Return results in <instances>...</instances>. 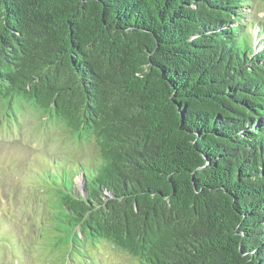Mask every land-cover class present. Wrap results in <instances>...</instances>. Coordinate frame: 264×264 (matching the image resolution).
<instances>
[{"label":"trees","instance_id":"trees-1","mask_svg":"<svg viewBox=\"0 0 264 264\" xmlns=\"http://www.w3.org/2000/svg\"><path fill=\"white\" fill-rule=\"evenodd\" d=\"M262 13L264 0H0V115L28 109L97 152L33 186L51 252L264 264Z\"/></svg>","mask_w":264,"mask_h":264},{"label":"rangeland","instance_id":"rangeland-1","mask_svg":"<svg viewBox=\"0 0 264 264\" xmlns=\"http://www.w3.org/2000/svg\"><path fill=\"white\" fill-rule=\"evenodd\" d=\"M263 16V13L258 15ZM251 33L256 35L254 29ZM96 154L92 143H77L69 139L59 126L38 121L28 109L15 122L6 123L2 117L0 234L17 244L0 246V264H82L75 258L64 259V252L53 253L47 247L50 243L48 236L53 233L46 232L50 224L46 225L48 216L39 202L44 194H39L33 186H41V172L45 169H55L56 166L59 169L80 159L92 160ZM84 166H88V161ZM74 181L76 187H82L81 176L75 177ZM88 250L92 261L89 264H135L131 258L107 244L93 246L89 243ZM48 256L52 257L48 259Z\"/></svg>","mask_w":264,"mask_h":264}]
</instances>
